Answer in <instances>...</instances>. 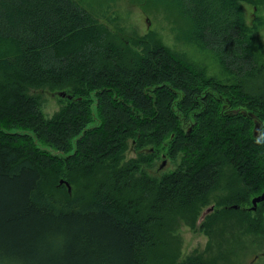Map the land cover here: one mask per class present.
<instances>
[{
    "label": "trees",
    "instance_id": "1",
    "mask_svg": "<svg viewBox=\"0 0 264 264\" xmlns=\"http://www.w3.org/2000/svg\"><path fill=\"white\" fill-rule=\"evenodd\" d=\"M84 1L0 0V264H216L179 262L167 220L191 215L223 165L249 195L264 186L259 18L244 0H130L214 54L236 80L222 84L153 33L134 54ZM55 91L72 99L46 119L38 97ZM128 140L140 160L122 162ZM158 149L178 168L139 174Z\"/></svg>",
    "mask_w": 264,
    "mask_h": 264
},
{
    "label": "rangeland",
    "instance_id": "2",
    "mask_svg": "<svg viewBox=\"0 0 264 264\" xmlns=\"http://www.w3.org/2000/svg\"><path fill=\"white\" fill-rule=\"evenodd\" d=\"M84 2V6L88 7L90 4L92 9L90 6L88 8L95 11L94 14L108 26L110 36L124 41L125 47L134 54L142 51L140 46L135 45L136 42L153 33L155 39L168 51L184 55L197 64L206 78L214 79L222 84L236 83V80L220 66L214 54L183 41L178 36L172 20H169L161 9H144L130 0H86ZM242 6L248 24L259 18L260 25L252 32V35L255 51L264 60V4L253 5L244 0ZM38 102L46 119H51L67 104L64 98L51 97L47 93H42L38 97ZM224 108L226 112L229 111L227 103ZM91 126L93 124L88 125V127ZM262 126L264 128V125ZM184 129L187 130L188 126ZM131 142V140L127 142L122 162L141 159L137 154L139 148L134 147ZM148 150L150 148H146V151ZM156 152L157 154L149 162L140 164L139 174L160 178L174 172L181 163V157L172 160L167 156L165 166L158 170L165 153L160 149ZM220 169H222V177L215 189L209 193L205 201L197 203L191 215L178 214L172 219L169 218L167 223L171 222L172 226L166 235L171 240L179 262L185 261L190 256H198L204 261L216 264H264V202L258 204L256 210H250L252 198L260 195L264 186L260 190L261 193L255 192L249 195L251 187H247L245 182L234 181L236 175L232 173L231 167L223 165ZM61 179L62 177L57 181ZM231 196L235 199H231ZM234 205L238 208H231ZM209 207L213 208L212 211L201 217ZM224 211L231 212L224 217L226 214Z\"/></svg>",
    "mask_w": 264,
    "mask_h": 264
},
{
    "label": "water",
    "instance_id": "3",
    "mask_svg": "<svg viewBox=\"0 0 264 264\" xmlns=\"http://www.w3.org/2000/svg\"><path fill=\"white\" fill-rule=\"evenodd\" d=\"M47 94H49L51 97H61V98H67V99H72V97L70 95H68L65 91H55V92H47ZM259 124L256 123L255 124V128H254V132L256 134V132L258 131L259 129ZM150 151H152V149H150ZM166 164V158L165 156L163 155L162 157V162L161 164H159V167H158V170L162 169ZM59 185L60 184H63L66 186L68 192L70 193L71 192V186L63 179L59 180ZM264 200V191L260 194V195H257L255 197L252 198L251 200V207H250V210L254 211L256 210V206L258 203L262 202ZM231 208L233 209H237L238 206L237 205H234V206H231ZM212 207H209L208 209L205 210V212L202 214L201 217H204L206 214L210 213L212 211Z\"/></svg>",
    "mask_w": 264,
    "mask_h": 264
},
{
    "label": "flooded vegetation",
    "instance_id": "4",
    "mask_svg": "<svg viewBox=\"0 0 264 264\" xmlns=\"http://www.w3.org/2000/svg\"><path fill=\"white\" fill-rule=\"evenodd\" d=\"M262 129H263V131H262ZM261 131L263 132V135H264V128H261ZM262 132L260 134H262Z\"/></svg>",
    "mask_w": 264,
    "mask_h": 264
},
{
    "label": "bare ground",
    "instance_id": "5",
    "mask_svg": "<svg viewBox=\"0 0 264 264\" xmlns=\"http://www.w3.org/2000/svg\"><path fill=\"white\" fill-rule=\"evenodd\" d=\"M244 186H245V185H244ZM263 191H264V190H263ZM263 191H262V192H263Z\"/></svg>",
    "mask_w": 264,
    "mask_h": 264
}]
</instances>
